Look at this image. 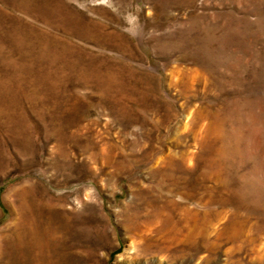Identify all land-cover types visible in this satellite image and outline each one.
Returning <instances> with one entry per match:
<instances>
[{"label":"rangeland","instance_id":"374dc122","mask_svg":"<svg viewBox=\"0 0 264 264\" xmlns=\"http://www.w3.org/2000/svg\"><path fill=\"white\" fill-rule=\"evenodd\" d=\"M0 264H264V0H0Z\"/></svg>","mask_w":264,"mask_h":264},{"label":"bare ground","instance_id":"6f19581e","mask_svg":"<svg viewBox=\"0 0 264 264\" xmlns=\"http://www.w3.org/2000/svg\"><path fill=\"white\" fill-rule=\"evenodd\" d=\"M29 222V220L27 219ZM21 223V222H20ZM20 223H17L18 226ZM14 237L10 240L15 241V243L26 245L27 247H31L33 244L37 242L41 237L37 231H33L30 226H22L21 224L17 227V230H14ZM7 241V240H6ZM38 245V244H37Z\"/></svg>","mask_w":264,"mask_h":264}]
</instances>
